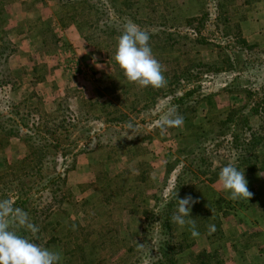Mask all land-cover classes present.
<instances>
[{
	"label": "rangeland",
	"instance_id": "374dc122",
	"mask_svg": "<svg viewBox=\"0 0 264 264\" xmlns=\"http://www.w3.org/2000/svg\"><path fill=\"white\" fill-rule=\"evenodd\" d=\"M128 21L166 86L115 61ZM0 81V199L61 264H264V0H0ZM170 107L184 121L162 133ZM229 163L249 201L218 183Z\"/></svg>",
	"mask_w": 264,
	"mask_h": 264
},
{
	"label": "clouds",
	"instance_id": "9594fccd",
	"mask_svg": "<svg viewBox=\"0 0 264 264\" xmlns=\"http://www.w3.org/2000/svg\"><path fill=\"white\" fill-rule=\"evenodd\" d=\"M149 40L150 34L147 31L132 21L126 22L117 41L114 59L129 82L142 88L150 86L159 89L166 86L167 80L164 68L154 56ZM183 121L184 118L178 110L170 107L158 121V126L163 133L170 127L182 126ZM127 128L132 132L135 125L129 122ZM258 175L264 176V173ZM218 183L222 190L230 193L231 200L249 201L254 195L248 189L244 170H239L232 163L220 169ZM169 195L177 202L171 222L181 227L189 226L191 235L198 236L195 219L191 217V206L199 201L191 195L178 198L176 189ZM208 229L210 233L215 231V225H209ZM22 231L31 233L34 237L39 228L30 222L27 212L15 208L8 199H0V264H61L60 252L39 245L23 235ZM140 246L143 247V244Z\"/></svg>",
	"mask_w": 264,
	"mask_h": 264
},
{
	"label": "trees",
	"instance_id": "16d2710c",
	"mask_svg": "<svg viewBox=\"0 0 264 264\" xmlns=\"http://www.w3.org/2000/svg\"><path fill=\"white\" fill-rule=\"evenodd\" d=\"M242 47H243V51H251L252 50V48L254 47V46H252V45H247L246 44V42L243 40L242 41V45H241ZM0 84L1 85H5V82H3V81H0ZM184 95H181L180 97H183Z\"/></svg>",
	"mask_w": 264,
	"mask_h": 264
}]
</instances>
